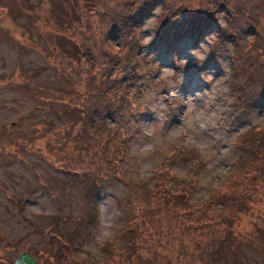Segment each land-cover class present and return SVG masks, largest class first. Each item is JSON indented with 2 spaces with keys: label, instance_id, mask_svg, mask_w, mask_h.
Here are the masks:
<instances>
[{
  "label": "rangeland",
  "instance_id": "rangeland-1",
  "mask_svg": "<svg viewBox=\"0 0 264 264\" xmlns=\"http://www.w3.org/2000/svg\"><path fill=\"white\" fill-rule=\"evenodd\" d=\"M213 1L155 0L142 23L143 44L137 49L147 73L140 83L128 86L130 93H125L105 78L109 64L115 66L118 76L126 62L123 35L111 40L110 34L116 27L124 34L129 19L126 21L123 16L142 9L147 0H0V264H13L24 252L47 261L38 259V264H53L52 257L56 264H72L71 259H75L80 241L96 221L101 204L105 206L107 219L125 223L128 234L134 228V236H138V251L130 264H155L152 261L159 255L168 259L169 264H202L201 245L215 229L217 234L225 233L219 248L213 250L215 264H264V245L260 242V238L264 240V173L256 179L257 188L237 192V198L230 193L240 167L236 141L249 127L257 126L253 123L255 114H264V101L257 106L240 104L233 91L235 80L244 77L240 71L239 77L235 75L233 67L240 70L236 57L246 51L247 41L253 35L245 36L244 31H239L235 41L218 40L219 25L226 28L228 16L227 12L218 11ZM225 1L238 9L236 18L259 17L256 25L264 23V0H216V3ZM176 5L175 18L183 20L186 31L190 30L186 22L190 18L196 24L205 13L217 14L200 35L188 31L178 42L155 41L159 21L164 16L162 21L171 22L173 16L169 13ZM228 31L237 29L229 25ZM256 48L253 42L248 54L254 56ZM194 50L207 55L203 64L196 62ZM156 63L183 74L177 92L170 97L173 112L183 111L185 97L210 87L202 79V73L212 74L230 88L226 106H221L223 119L211 133L214 139L217 136L225 174L215 177L211 190L201 189L200 184L205 181L198 177L174 173L172 168L189 166L190 159L195 161L190 166L196 172L203 167L198 158L179 150L168 154L171 168L169 163L149 167L143 159L134 161L131 167L125 165L131 146L147 142V138L139 136L135 121L151 120L152 115L140 113L133 105L138 104L146 82L157 69ZM101 98H115L124 109L113 116L109 134L96 131L93 121L89 138L82 125L84 111L86 107H95L94 101ZM97 120V126L101 127L99 117ZM103 137L107 153H113L114 159L95 153L93 143L97 145ZM96 167L99 172L95 176L92 172ZM155 187L186 190L187 205L194 211H205L207 215L202 216L205 222L214 221L210 233L201 223L198 227L202 230L181 225L185 241L181 246L169 242L171 228L167 219L171 222L172 218L177 219L171 208L158 227L164 234L158 236L159 241L154 240L157 238L150 235L156 231L152 232L151 227L161 218L158 212L149 214L150 205L156 201L152 197ZM232 197L237 200V210L249 211H240L230 226L222 227L215 213L222 204L234 203ZM248 197L251 198L247 202L239 200ZM175 210L180 213L177 207ZM143 235L147 241L143 242ZM53 238L66 245L71 259L67 255L57 256L62 249ZM119 254L115 255L116 264ZM187 255L188 261L180 260Z\"/></svg>",
  "mask_w": 264,
  "mask_h": 264
},
{
  "label": "trees",
  "instance_id": "trees-1",
  "mask_svg": "<svg viewBox=\"0 0 264 264\" xmlns=\"http://www.w3.org/2000/svg\"><path fill=\"white\" fill-rule=\"evenodd\" d=\"M155 0H147L145 2L144 6L140 10H135L134 13L131 15L123 16V19H129L126 23L127 24V30L123 34V30L116 27L112 29L111 31V40L112 38L115 39L118 35H123V43L122 46H124V55L126 56V62L122 66L121 74L117 76V73L113 69L115 66L112 64H109L107 67L105 78L108 81H111L114 84L119 85L125 93H130L128 86H133L134 82L137 81V83H140L141 77L143 75V78L145 77L144 73H147V69L145 68V61H143V58L137 53V49L143 44L142 40V34L143 30L141 28L142 23L145 21L146 18H148L150 10L154 7ZM213 5L218 7V11L221 12H227L226 15L228 16V26L232 25L233 28L237 29L236 32H230L228 31V26L226 28L219 25V37L218 40H223L224 42H231L232 40L235 41L239 35V31H244L242 34L246 35H253V37L249 38L247 43L250 45L254 42V46L257 47L254 51V56H251L248 54V51L250 50V45L246 47V51L240 55L237 56V60H240L239 68L240 70H237L235 67H233L234 71L236 72V76L239 77V71L241 74H244V77L240 80H235V83L233 85V91H234V98L236 99L237 103L244 104V105H250L254 104L255 106L261 104L264 101V23L256 25L255 21L259 17H251L246 15V20L241 19L240 17L236 18V14L239 12L236 6L234 5L233 8L230 7L231 4H228V2L224 3H216V0H214ZM172 4V3H168ZM242 5H244L241 2ZM156 5V4H155ZM164 5V4H163ZM177 5L170 11L169 15L173 16L171 18L172 21L169 22V20H163L162 17L159 21V27L158 30L155 32V41L160 40L163 43H173V41L178 42L179 39H182L185 37L186 33H189L188 31H192L191 35L197 34L200 35L204 32L206 28H208L212 23V17H214L216 13L210 14L205 13L203 14L202 18L199 20L197 19V23L194 24V20L192 21V18L187 20V25L190 27V30L186 31L187 29L184 27L185 23L183 20L176 19V11H177ZM165 10H167V5H164ZM181 9V8H180ZM243 9V8H241ZM234 12H233V11ZM217 11V12H218ZM236 13V14H235ZM166 16V12H165ZM254 21H253V20ZM242 21V22H241ZM194 22V23H193ZM241 22V23H240ZM119 33V34H118ZM179 38V39H178ZM175 41V42H176ZM250 41V42H249ZM257 43V44H256ZM79 48V47H78ZM86 49V47H84ZM123 48V49H124ZM78 53L82 51L80 49L77 50ZM261 56V58H260ZM260 58L259 60H257ZM112 61V60H111ZM109 61V62H111ZM86 62H88V59H86ZM232 70V71H233ZM112 86H109L111 88ZM107 91V90H106ZM94 103H96L95 107H86V111H84V119H83V130L84 133L87 135V137L92 136L88 133L89 128H91L92 122L94 121V127L95 130L98 132L107 131V133H110V122L115 118L113 117L116 112L119 113V115L123 112L121 111L123 104L120 105V102L116 100L115 98H101L99 100H95ZM100 107V108H99ZM117 115V114H116ZM98 117L99 121L102 123L101 127L98 125ZM90 118H92L90 120ZM97 118V119H96ZM97 126V128H96ZM100 134V133H99ZM113 138V136H110ZM90 140V139H89ZM96 140H98V134H96ZM90 140L89 142H91ZM95 141V140H94ZM104 141V144L102 142ZM80 142V141H79ZM85 142V141H83ZM107 142L106 140L102 139L98 141V144L95 145L93 143V146H95L96 151L101 152L99 155L107 158L114 159L113 153L109 154L106 150L107 148ZM236 146L238 147V163H239V172L235 176V183H233L234 188L232 191H230L231 196L237 198V192L241 194L243 191H246L248 189H255L257 188L256 185V179L258 175L261 173H264V128H261L259 126H253L249 127L245 132L240 134L239 139L236 141ZM109 154V156H107ZM91 162V161H90ZM93 164V162H91ZM96 166V165H95ZM99 169L96 167L94 171L92 172V175H98L97 173ZM82 177L86 178V175H82ZM157 184V183H156ZM159 184H163L162 182H159ZM163 187H155L153 190L152 197H156V201L150 205L151 208L149 209V214H153L155 212H158L161 216V218H157V222L155 225L151 227L153 229L152 232L156 231L154 234L151 233L150 236L153 238L156 237L157 240L160 239L158 237L159 235L164 234V232H161L158 230V227L161 224V219L164 216L165 213L171 212V208L175 211L177 215V219L172 218L173 222H171L169 219L167 221L170 222V228L171 231L170 234V241L173 243H177L179 246L185 241V234H182L183 228L181 225H184L183 227H186L187 229L195 228L196 230H202V227H198V223H201L200 225L204 226V229H207V232L212 230L214 222H205L203 220L202 216H206L207 213L205 211H194V209L187 205L186 198V190L181 189L180 192L175 191L172 188H165ZM161 189V190H159ZM152 190V189H151ZM150 190V191H151ZM230 196V197H231ZM242 197V195H240ZM232 197V198H233ZM233 198V199H235ZM251 197H248L246 200L244 198H240L239 200H244L247 202ZM226 200V198H224ZM235 205V210H233ZM249 204V203H248ZM250 205V204H249ZM180 211L178 213L175 208ZM246 207V205H245ZM237 200H234V203H227L222 204L219 210L216 211L217 221L220 224V226H230V221L237 219L239 217L238 213L240 211H246L248 213L249 209H239L237 210ZM182 210V211H181ZM237 210V211H236ZM171 219V218H170ZM213 219V218H210ZM233 222H231V225ZM212 227V228H211ZM180 228V230H178ZM130 233L128 234L129 239H131L130 245L122 250L124 253L117 252L116 254L120 255L119 264H130L134 263V257L135 254L138 251L139 244L136 242L138 236H134V228L130 229ZM218 229L213 230L212 233H210V236L205 240L204 244L201 245L200 251H199V257L202 264H215V258L213 255V250L218 249L219 244L221 241L224 240V232H219L217 234ZM150 234V233H149ZM142 236L141 239H144V241H147V237ZM136 237V239H134ZM212 237V238H211ZM140 239V240H141ZM53 240L59 245L61 251L58 252L57 256L61 258H66V255L69 259L70 253L67 249L65 244H60L57 242L55 238ZM260 242L264 245V240L260 238ZM138 245V246H137ZM258 249V248H257ZM134 255L132 258H129L128 255ZM186 254L189 255V258L191 256V251H188ZM185 254V255H186ZM188 255L187 258L184 260L180 258V260L188 261ZM53 256V255H51ZM184 256V255H183ZM35 260L38 261L41 260L43 263H46L47 261L42 256H37L34 254ZM53 258V264H56L57 261ZM143 259V258H141ZM152 259V256H151ZM71 263L75 264V259H71ZM144 260V259H143ZM150 260V259H149ZM163 263H161L162 261ZM152 261V260H150ZM155 264H169V260L165 259L163 255H159L158 258L154 257ZM157 262V263H156ZM141 262L140 264H142ZM116 264V263H115ZM137 264V263H136Z\"/></svg>",
  "mask_w": 264,
  "mask_h": 264
},
{
  "label": "clouds",
  "instance_id": "clouds-1",
  "mask_svg": "<svg viewBox=\"0 0 264 264\" xmlns=\"http://www.w3.org/2000/svg\"><path fill=\"white\" fill-rule=\"evenodd\" d=\"M193 56L198 64H203L205 55L194 50ZM157 64V69L146 82L144 91L138 97L140 113H150L151 120L135 121L139 127V136L147 138L146 143L133 144L128 153L125 165L132 166L134 161L147 160L149 167H160L169 163L168 154L179 150L203 162V167L196 172L190 165L184 168H172L177 175L198 177L205 182L201 189L211 190L215 177L225 174L222 163L223 154L218 151L217 136L212 130L218 129L223 119L221 106H226L230 88L212 74L202 73V79L210 85L194 95L184 98L183 111L173 112L170 108V97L177 92L182 83L183 74L169 66ZM199 100L202 103H197ZM175 115V119L172 116ZM253 123L264 128V114L257 113ZM207 133V134H206ZM105 206L101 204L96 221L90 225L86 235L80 241L75 256V264H115V253L126 249L131 240L129 228L125 223L104 216Z\"/></svg>",
  "mask_w": 264,
  "mask_h": 264
},
{
  "label": "water",
  "instance_id": "water-1",
  "mask_svg": "<svg viewBox=\"0 0 264 264\" xmlns=\"http://www.w3.org/2000/svg\"><path fill=\"white\" fill-rule=\"evenodd\" d=\"M13 264H37V262L31 254L24 252L15 259Z\"/></svg>",
  "mask_w": 264,
  "mask_h": 264
}]
</instances>
